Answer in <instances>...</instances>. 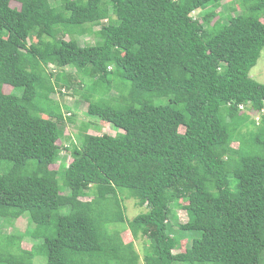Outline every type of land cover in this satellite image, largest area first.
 I'll return each instance as SVG.
<instances>
[{
	"label": "trees",
	"instance_id": "16d2710c",
	"mask_svg": "<svg viewBox=\"0 0 264 264\" xmlns=\"http://www.w3.org/2000/svg\"><path fill=\"white\" fill-rule=\"evenodd\" d=\"M220 1L0 0V86L13 85L0 89V218L28 216L42 241L23 250L7 236L0 264H34L39 254L45 264H261L264 84L249 73L264 49V0H231L241 13L214 21ZM85 25H100L102 42L81 46ZM51 65L107 93L113 70L129 84L117 106L87 110L121 132L85 127L58 169L64 132L50 95L72 81ZM124 192L147 211L127 219ZM177 208L184 224L170 219ZM123 225L133 241L146 239L142 258ZM180 234L191 243L174 253Z\"/></svg>",
	"mask_w": 264,
	"mask_h": 264
},
{
	"label": "rangeland",
	"instance_id": "374dc122",
	"mask_svg": "<svg viewBox=\"0 0 264 264\" xmlns=\"http://www.w3.org/2000/svg\"><path fill=\"white\" fill-rule=\"evenodd\" d=\"M11 6L18 9L20 8V4L14 1L11 3ZM234 6L235 3H232L231 0H221L218 4H216L214 12L217 14V17L214 21H216L217 19L226 21L228 15L231 16L241 13L240 9L236 6L235 8L237 12L232 11V7ZM209 10H212L211 6L206 9V11ZM193 16L199 18L201 16V12H195ZM84 27H88L90 29V32L77 37L78 43L81 46H92L102 42L101 35H97V32L100 29V25L94 27H92L91 25H85ZM35 43L36 38L34 31L29 37L28 44ZM48 70L49 73H51V70L52 73L63 71L64 73L71 75L72 81V85L70 88L63 87L61 90L56 86L55 92L50 95V98L54 102V107L52 106L53 109L55 108L59 111L57 112L55 110V112L57 113L56 116H61V119L59 120V127L64 132V138L58 142V144L62 146L60 153V162L51 166L52 169H58L60 167V164L68 166L72 161V157L70 154L71 151L66 150L65 148L68 147V149L71 150L72 143L77 146L81 145L82 136L85 135V127L89 129L88 133L93 135L110 134L114 136L117 134V132H121V130H117L110 124L100 122L98 119L89 116L87 110L88 105L91 101L93 102L106 100L112 106H117L115 99L119 98L121 94H127V92L129 91L127 86L129 87V84H127L125 81H123V79L119 77L116 70H113L109 75V78L113 83L112 89L109 93H107L100 88H92V80L89 79V77L85 76L84 74L77 73L70 67L57 68L51 65ZM249 76L256 82L264 84V49L261 52L257 64L250 70ZM0 89L3 93L9 94L13 90V85L8 82H2ZM94 91H98L99 93ZM242 112H244V109H242ZM250 115H252V118L255 119L258 124L260 123L261 117L258 112L250 113ZM250 129L253 128H248V130ZM183 131L184 128H180V132ZM243 132H247L246 129L243 130ZM238 145V142L232 143V146L234 148L238 147ZM59 178L61 179V175L59 176ZM119 195L122 200L124 213L127 219H132L136 215L147 211L146 208L139 207L135 199L128 197L127 192L120 193ZM81 199L84 201H88L91 199V197H84ZM61 212L65 213V210H62ZM175 213L177 219H174L172 217L170 218L172 219V221H174L175 223L178 222V225L187 222L188 217L184 209L177 208ZM177 228L178 226L176 227V229ZM119 229L122 231L121 236L123 241L126 244L133 242L135 249L142 258L148 247L146 239L142 238L133 241L126 225L120 226ZM35 230V225L30 222L28 216H23L15 221H8L0 218V241L3 246H6L7 236H15L21 238V248L23 250H31L35 246L39 247L42 241L41 239H36V237H34L33 233L35 232ZM173 233L175 235L179 234L178 232ZM180 237L182 240L175 249L174 253L184 252L191 243V239L189 236L180 234ZM33 263L45 264L46 262L44 258L39 254L34 258ZM261 264H264V253H262L261 256Z\"/></svg>",
	"mask_w": 264,
	"mask_h": 264
},
{
	"label": "clouds",
	"instance_id": "9594fccd",
	"mask_svg": "<svg viewBox=\"0 0 264 264\" xmlns=\"http://www.w3.org/2000/svg\"><path fill=\"white\" fill-rule=\"evenodd\" d=\"M242 108V107H241ZM71 115V114H70Z\"/></svg>",
	"mask_w": 264,
	"mask_h": 264
},
{
	"label": "built area",
	"instance_id": "2783aa9c",
	"mask_svg": "<svg viewBox=\"0 0 264 264\" xmlns=\"http://www.w3.org/2000/svg\"><path fill=\"white\" fill-rule=\"evenodd\" d=\"M70 115V114H69Z\"/></svg>",
	"mask_w": 264,
	"mask_h": 264
}]
</instances>
